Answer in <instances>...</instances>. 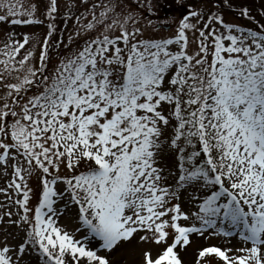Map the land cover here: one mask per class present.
<instances>
[{
  "label": "snow or ice",
  "instance_id": "1",
  "mask_svg": "<svg viewBox=\"0 0 264 264\" xmlns=\"http://www.w3.org/2000/svg\"><path fill=\"white\" fill-rule=\"evenodd\" d=\"M174 3L0 0V264H264V10Z\"/></svg>",
  "mask_w": 264,
  "mask_h": 264
},
{
  "label": "rangeland",
  "instance_id": "2",
  "mask_svg": "<svg viewBox=\"0 0 264 264\" xmlns=\"http://www.w3.org/2000/svg\"><path fill=\"white\" fill-rule=\"evenodd\" d=\"M129 2H131V0H129ZM184 2L194 3L197 5L203 4L206 9L211 8L215 10L214 5L216 3V0H184ZM232 2L235 5H243V6L248 7L251 15L255 16L258 20L262 19L261 11L264 10V0H232ZM63 3H64V0H61V5H62L61 11L62 12H63ZM153 5L155 8V15H149L148 18L150 19L156 20L159 18H163V17H166L169 13L171 15H176V16L179 15L178 11L175 10L174 0H153ZM168 5H172V8L169 9L167 7ZM133 6L135 7V5ZM141 11H146V10L141 9ZM222 11L227 21L238 23V24H249L250 23L249 21L243 18H238L237 16L238 10L237 12H233L232 9L223 8ZM71 28H72V23L69 22L68 30H66L64 33L65 40L67 39L68 32L71 30ZM13 30L18 34L23 33V32H29V33L36 32L39 35V34H43L46 32V28L43 26H16L13 29L9 25L0 24V39H3L4 34L6 32L13 31ZM160 33L161 35L170 34V32L165 28H161ZM4 183H5L4 178L0 177V186H3ZM32 183H33V187H35L37 182L35 181V179H33ZM0 200H2V197H0ZM33 203H35V199H33ZM64 222L69 223L67 217L64 218ZM0 227H3V226H0ZM69 227H71L70 223H69ZM212 242L215 243L216 241H212Z\"/></svg>",
  "mask_w": 264,
  "mask_h": 264
}]
</instances>
